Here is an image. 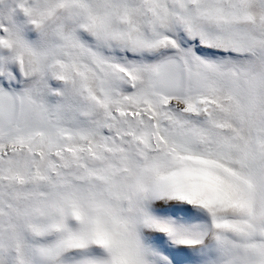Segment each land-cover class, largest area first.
Wrapping results in <instances>:
<instances>
[{"label":"snow or ice","instance_id":"snow-or-ice-1","mask_svg":"<svg viewBox=\"0 0 264 264\" xmlns=\"http://www.w3.org/2000/svg\"><path fill=\"white\" fill-rule=\"evenodd\" d=\"M0 264H264V0H0Z\"/></svg>","mask_w":264,"mask_h":264}]
</instances>
